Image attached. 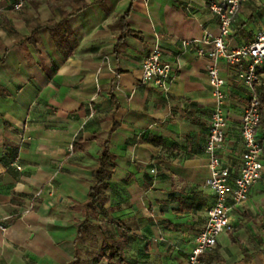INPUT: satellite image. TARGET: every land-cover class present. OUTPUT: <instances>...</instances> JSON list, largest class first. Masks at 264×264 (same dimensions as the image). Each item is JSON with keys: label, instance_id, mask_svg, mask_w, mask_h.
Masks as SVG:
<instances>
[{"label": "crops", "instance_id": "1", "mask_svg": "<svg viewBox=\"0 0 264 264\" xmlns=\"http://www.w3.org/2000/svg\"><path fill=\"white\" fill-rule=\"evenodd\" d=\"M211 2L0 0V264H68L78 247L88 258L79 222L98 250V225L111 224L123 264H185L215 202L205 153L213 44L201 41L221 34ZM261 29L264 0H247L225 43L244 46ZM156 43L173 68L166 89L142 80ZM219 65L229 118L221 154L237 176L242 116L264 94V63L254 90L238 78L245 62ZM257 135L264 147V114ZM105 144L111 176L89 217ZM229 203L233 228L203 264H264V172L246 201Z\"/></svg>", "mask_w": 264, "mask_h": 264}, {"label": "built area", "instance_id": "2", "mask_svg": "<svg viewBox=\"0 0 264 264\" xmlns=\"http://www.w3.org/2000/svg\"><path fill=\"white\" fill-rule=\"evenodd\" d=\"M245 1L247 0H212L211 11L219 18L221 34L215 37L211 32L206 31L201 40L213 44L210 52L213 62L208 65L207 74L212 86L215 106L211 114L205 153L211 171L208 183L215 202L208 211L207 223L196 237L194 247L188 254L185 264H203V255L216 248L218 236L233 228L229 201L232 200L234 203L246 201L250 188L261 179L264 172V164L261 160L264 147L257 135L261 120V99L256 93L252 94L242 116L241 135L244 149L237 176L232 175L231 167L224 162L221 154L225 145L229 118L225 108L226 80L222 76L219 59L226 57L232 63L245 62L246 67L239 71L238 78L252 90L258 81V65L264 63V29H261L249 44L231 50L224 40V37L231 33L235 18ZM195 41L197 40H185L184 43L190 45ZM198 51L199 54L205 53L203 48H199ZM163 53L161 45L156 43L143 60L142 80L144 83L155 84L166 89L173 68L163 58ZM29 209L34 208L30 205Z\"/></svg>", "mask_w": 264, "mask_h": 264}, {"label": "trees", "instance_id": "3", "mask_svg": "<svg viewBox=\"0 0 264 264\" xmlns=\"http://www.w3.org/2000/svg\"><path fill=\"white\" fill-rule=\"evenodd\" d=\"M121 20L126 26L125 15L121 16ZM130 31V30H128ZM264 114V94L261 96V120L262 122ZM112 155L109 152L107 144L104 145L103 152L99 157V164L94 171V183L89 192V200L86 203V208L88 209V216L91 217V214L96 210V205L103 204L104 202V189L108 184L111 173L108 168L109 161ZM92 212V213H91ZM120 227V226H119ZM123 230L121 227L118 229L120 231H129L128 228H125L123 225ZM98 229L102 232L103 237H97L98 246L100 250L97 249L89 225L86 222L78 223V240L81 239L84 247L88 249V258L84 257L82 248L76 249L75 257L68 264H102L101 259L106 258L107 264H123L124 262V252L121 240L117 239V230H113L111 224L102 222L98 225Z\"/></svg>", "mask_w": 264, "mask_h": 264}]
</instances>
